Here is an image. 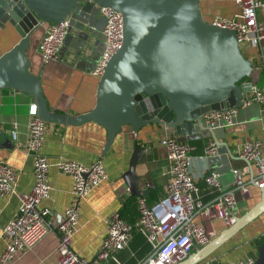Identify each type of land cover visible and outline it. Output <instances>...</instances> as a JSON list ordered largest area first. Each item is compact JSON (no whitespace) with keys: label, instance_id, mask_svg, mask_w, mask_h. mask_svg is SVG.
<instances>
[{"label":"water","instance_id":"95a60500","mask_svg":"<svg viewBox=\"0 0 264 264\" xmlns=\"http://www.w3.org/2000/svg\"><path fill=\"white\" fill-rule=\"evenodd\" d=\"M123 16V41L99 78L95 106L69 115L47 107L39 74L30 70L27 48L40 24L60 22L71 14L61 52L73 45L76 57L93 59L103 51L104 19L86 0H0V30L10 25L19 41L0 55V88L21 90L34 97L38 116L45 122L80 125L96 122L106 131L105 154L121 131L137 134L145 126L172 130L178 140L214 134L202 115L224 106L240 107L238 82L250 75V59L243 54L236 31L206 21L200 0H92ZM96 62V61H95ZM95 65V64H94ZM244 90H249L246 85ZM264 126V124H263ZM215 154L206 158L211 169L230 173L236 157L216 138ZM146 160L134 143L128 170L122 178L133 196H146L135 172ZM259 200L217 237L176 264H198L241 228L264 213V189ZM253 264H264V242Z\"/></svg>","mask_w":264,"mask_h":264},{"label":"crops","instance_id":"0c3cea01","mask_svg":"<svg viewBox=\"0 0 264 264\" xmlns=\"http://www.w3.org/2000/svg\"><path fill=\"white\" fill-rule=\"evenodd\" d=\"M200 9L204 19L209 22L218 17H231L239 11L236 3L229 0H200ZM44 28L45 23H42L31 33L26 54L30 60V70L41 77L47 107L57 113L69 115L90 111L96 103L100 78L92 75L90 71L99 54H92L93 59L82 56L83 53L76 57L73 54L75 52L73 45L76 43L75 39H72V45L60 51L59 59L43 64L38 53V45ZM19 39V34L10 25L0 30V55L15 45ZM242 48L243 54L248 58L256 52L255 48L247 45ZM32 103L34 97L24 91L0 88V159L7 161L19 172L16 192L0 196V253L4 248L1 229L15 216L21 195L28 192L33 183L32 156L20 147L28 136V108ZM257 113L258 107L253 106L245 113H238L233 125L223 128L222 132L209 137L194 136L186 140L196 147L192 171L198 182H201V185H198L203 202L209 203L218 193V190L210 188L201 177L211 169L203 157L204 148L209 141L216 142L217 138L236 157L229 160L232 168L243 166L244 161L236 152L238 146L245 140L263 136L264 126ZM14 122L17 123L15 139L11 135ZM170 133L174 132L166 127L157 129L154 126H145L137 134L121 131L114 138L109 150L103 154L106 131L98 123L90 121L80 125H67L45 122L41 152L51 163L48 179L53 190L45 204L51 207L52 226L55 227L61 221L64 210L72 202V178L59 172L53 166L54 161L70 159L88 165L101 158L106 170L105 180L79 203L77 230L72 240V248L79 256L87 259L95 257L105 234L106 218L114 211H119L125 201L132 196L122 174L128 170L134 143L140 144L146 156L145 161L136 165L135 172L140 189H147V195L144 197L148 205H153L165 195L169 181V162L160 139ZM248 178L246 176V179ZM233 184L232 172L220 176L222 190L231 188ZM251 191V197L237 194L233 208L237 217L259 200V188L252 185ZM254 195H258L255 202L251 200ZM211 227L215 233L212 239L227 228L219 219H213ZM263 235L264 213L228 238L198 264H213L214 261L226 263L248 257L255 260L258 255L256 240ZM58 241V233L51 231L31 248L19 253L10 264H57ZM200 247L196 246L192 252ZM149 251L147 243L137 235L131 239L127 248L117 252V257L121 264H139ZM104 264L116 263L110 260Z\"/></svg>","mask_w":264,"mask_h":264},{"label":"built area","instance_id":"2783aa9c","mask_svg":"<svg viewBox=\"0 0 264 264\" xmlns=\"http://www.w3.org/2000/svg\"><path fill=\"white\" fill-rule=\"evenodd\" d=\"M88 1L98 11V17L104 19L101 30L103 51L96 59L90 71L100 77L111 56L121 47L123 41V16L106 6L92 0ZM224 1V0H218ZM236 3L239 11L231 17H218L212 22L236 31L237 41L250 46L256 52L250 57V75L241 79L240 107L245 108L257 103L258 118L264 124V0H229ZM71 14L60 22H44L43 36L38 45V53L43 64L59 59L65 37L70 26ZM249 85V90H244ZM238 107L224 106L218 110H209L201 117L211 132L216 128L232 126ZM28 136L21 144L32 156L33 183L31 189L23 193L17 213L1 229L4 248L0 253V264H10L15 257L31 248L47 233H58L57 264H104L113 261L121 264L117 252L129 246L133 230L138 231L149 243L150 251L139 264H176L184 259L196 246H203L214 236L211 227L213 219H219L228 227L237 218L233 208L237 194L251 197V186L264 189V128L263 136L243 141L237 148L238 157L244 165L232 168L234 184L222 190L221 174L210 169L202 174L205 183L218 190L213 200L203 202L197 176L192 171L195 146L188 141L178 140L175 133L160 139L166 149L169 162V181L165 195L153 205H148L143 195L137 197L139 217L134 224L126 222L119 211L106 218L105 234L94 258L79 256L72 248L73 235L77 230L79 203L88 193L98 187L106 178V170L101 158L85 165L70 159H58L53 166L72 178V202L64 210L61 221L51 225V207L45 204L53 187L48 179L51 163L41 152L44 141L45 121L38 116L34 103L28 108ZM11 135L17 136V123H13ZM217 144L209 141L204 148L203 157L215 154ZM246 176L249 178L246 179ZM19 178L18 170L7 161L0 159V196L16 192ZM199 218V219H197ZM253 258H243L233 262L213 264H253Z\"/></svg>","mask_w":264,"mask_h":264},{"label":"trees","instance_id":"16d2710c","mask_svg":"<svg viewBox=\"0 0 264 264\" xmlns=\"http://www.w3.org/2000/svg\"><path fill=\"white\" fill-rule=\"evenodd\" d=\"M201 182H198L199 185ZM120 216L128 223L130 224H134L135 221L138 219L139 217V212H138V208H137V196H130L125 203L123 204L122 208L119 210ZM139 235L144 241L145 243H147V241L145 240V238L135 229L133 230V235L132 238ZM262 242H264V235L261 236L260 238H258L256 240V244L257 246L260 245ZM147 245L149 246L150 249V245L149 243H147Z\"/></svg>","mask_w":264,"mask_h":264},{"label":"rangeland","instance_id":"374dc122","mask_svg":"<svg viewBox=\"0 0 264 264\" xmlns=\"http://www.w3.org/2000/svg\"><path fill=\"white\" fill-rule=\"evenodd\" d=\"M253 106H257V107H259V105L257 104V103H252L251 105H249V106H247V107H245V108H242V107H239L238 108V113H245V112H247V111H249V110H251V108L253 107ZM238 113H237V115H238ZM237 115L236 116H234L233 117V121H235V119H236V117H237ZM257 116H258V113H257ZM203 121V120H202ZM204 122V121H203ZM224 129L223 128H216L215 130H214V133L216 134H218L219 132H222ZM258 199V195H254L253 197H252V199L251 200H253V202H255L256 200Z\"/></svg>","mask_w":264,"mask_h":264}]
</instances>
